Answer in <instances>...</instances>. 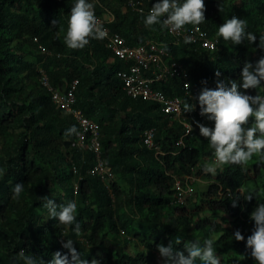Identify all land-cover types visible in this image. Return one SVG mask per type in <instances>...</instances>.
<instances>
[{
	"label": "trees",
	"instance_id": "trees-1",
	"mask_svg": "<svg viewBox=\"0 0 264 264\" xmlns=\"http://www.w3.org/2000/svg\"><path fill=\"white\" fill-rule=\"evenodd\" d=\"M142 1L145 7L158 2ZM75 2L0 0V168L5 169L0 177V264H13L21 249L37 258V264H47L56 251L67 253L62 247L67 239L89 261L157 264V246H167L178 236L176 250L185 251L184 243L195 239L213 238L220 264H256L246 240L255 226L250 214L264 203V163L226 165L215 176L205 174L202 168L213 150L196 125L202 119L199 104L186 113L193 127L185 134L182 122L171 121L157 102L127 94L118 76L127 62L111 53L105 39L91 40L83 50L68 49L64 35ZM89 2L96 15H113L110 27L129 44L163 42L171 57L187 68L191 87L186 93L179 77L155 86L193 104L203 87L215 88L217 79L240 81L243 64L255 65L264 55L258 48L259 35L264 34V0H204L206 20L200 26L218 40L213 50L185 44L184 38L175 42L159 25L154 31L145 27L146 14L127 0ZM232 15L247 20V30L257 35L255 44L232 45L217 37L218 27ZM39 68L61 89L78 80L74 106L100 124L102 156L113 171L109 186L102 174L88 172L95 162L93 151L77 145L76 135L65 138V131L77 128L78 122L52 101L40 82ZM247 94L264 96V82ZM150 127L155 128L159 151L143 142ZM194 173L209 178L206 188L190 187L177 201L175 179ZM16 183H23L24 191L13 199ZM248 191L257 195L251 201L243 196ZM191 195L197 198L194 203H189ZM45 196L57 205L77 203L81 236L48 218L41 199ZM235 196L240 198L233 207ZM237 230L244 241L235 240Z\"/></svg>",
	"mask_w": 264,
	"mask_h": 264
},
{
	"label": "clouds",
	"instance_id": "clouds-1",
	"mask_svg": "<svg viewBox=\"0 0 264 264\" xmlns=\"http://www.w3.org/2000/svg\"><path fill=\"white\" fill-rule=\"evenodd\" d=\"M205 11L204 0H158L144 16L143 24L153 31L155 30L154 26L159 25L161 30L179 34L186 29V26H198L204 23L206 20ZM53 24H56V21H53ZM247 29L248 22L246 19L232 15L218 27L216 35L226 42H231L232 45H240L244 41L255 44L257 35ZM106 38L107 31L95 14L94 4L89 0H76L71 7L67 30L64 35V43L67 48L83 50L90 44L91 40H104ZM184 42L189 44L193 41L190 36H186ZM164 47L166 48V46ZM258 48L264 51V34L259 35ZM215 75L219 78L221 73L217 71ZM262 82H264V55L256 61L255 65L251 62L243 64L240 81L228 80L225 83L224 80L217 79L215 88L206 86L202 88L197 97L199 114L214 122L213 127L205 126L199 121L196 122L200 135L208 140V145L213 150L214 159L203 165L202 171L204 173H211L215 176L217 170L223 171L226 165L246 168L249 161L254 157L258 163H264V96L247 94V90L260 88ZM202 84L206 85L207 81H202ZM183 87L186 89L191 87V81L190 85L185 84ZM195 109L196 104L185 100L182 107L184 117L186 113H191ZM161 111L163 110L161 109ZM167 116L171 120L180 121L168 114ZM190 123L185 125L182 123L185 127V134H187L186 129L189 134L192 132V123ZM64 135L67 139L71 135H79V130L72 126L65 131ZM156 151H159V146ZM4 174L5 169L0 168V177ZM179 179L186 183L184 177H179ZM75 188L77 190V184ZM174 189L176 193L175 186ZM23 191L24 184L16 183L12 188L13 199L20 197ZM187 191L189 190L186 187L184 194ZM241 191L243 192V190ZM253 195L256 193L248 191L243 196L244 199L251 201ZM239 198V196L232 198L233 207L237 206ZM41 199L43 206L48 211V218L57 219L60 224L71 227L77 237L82 235L81 224L77 220L78 205L75 201L70 200L57 205L53 199L47 196L41 197ZM250 219L254 221L255 226L252 234L247 237L246 246L251 249V256L256 264H264V203H259L251 212ZM234 238L236 241L245 240L239 230L234 233ZM74 243L72 239L62 242V247L68 250L67 253L62 254L60 251H56L47 264H100L96 258L91 259V261L81 258V253L74 247ZM180 243L181 237L178 236L174 242L170 241L167 246L163 244L157 246L164 264H197V261L200 264H220L213 238H205L202 242L195 239L184 243L187 255H185V251L174 248V244L179 245ZM18 261H22L23 264H37V258L32 254H26L23 249L13 257V264H17ZM40 264H45V262L40 260Z\"/></svg>",
	"mask_w": 264,
	"mask_h": 264
},
{
	"label": "built area",
	"instance_id": "built-area-1",
	"mask_svg": "<svg viewBox=\"0 0 264 264\" xmlns=\"http://www.w3.org/2000/svg\"><path fill=\"white\" fill-rule=\"evenodd\" d=\"M127 4L139 13L146 15L151 8V6L145 7L142 0H127ZM96 16L107 31L106 46L113 55L127 62L125 67L118 70V76L121 78L127 94L131 97H143L155 101L160 104L161 109L170 117L179 119L184 125L190 123L185 120L182 112L183 103L185 102L184 97L176 94L169 95L155 86L157 82H167L170 78L175 77L183 80V86L185 84L190 85L188 71L185 66L179 60L171 57L163 42L148 39L143 43L131 45L120 32L114 31L110 27L109 23L114 18L112 14L106 13L103 16ZM165 31L174 38L175 42L190 36L193 42L204 48L213 50L217 47L218 40L209 36L200 25L186 26V29L179 34ZM39 71L40 82L50 91L52 101L65 111L71 112L78 122L79 135H76L77 145H85L95 155V162L90 167L89 172L102 174L105 182L108 180V184H110L113 171L102 156L100 124L94 118L85 115L80 108L74 106L78 80H71L65 89H61L51 83L48 74L43 68H39ZM189 88H185L186 92H188ZM186 133H188L187 129ZM154 135L155 129L153 127L145 129L143 141L149 148L156 149L158 146ZM74 170H76L75 167ZM174 186L177 200L180 201L186 191V183L178 178L175 180Z\"/></svg>",
	"mask_w": 264,
	"mask_h": 264
},
{
	"label": "rangeland",
	"instance_id": "rangeland-1",
	"mask_svg": "<svg viewBox=\"0 0 264 264\" xmlns=\"http://www.w3.org/2000/svg\"><path fill=\"white\" fill-rule=\"evenodd\" d=\"M27 57L28 58H33L32 56H27ZM171 81H172V79L169 80V82H171ZM179 81H180V83L182 82L181 79H179ZM194 104H196V109H197L198 102H195L194 101ZM171 121H173V120H171ZM199 122L200 123H203L204 125H206L208 127H210L212 125V124H210L209 120L206 117H202V119H200ZM170 123H172V122H170ZM83 147L87 148L85 145ZM213 159H214L213 156H210L209 157V155H207L206 156V160H207L206 163L211 162ZM254 161H257L256 157H254L251 161H249L248 164H251ZM184 179H186V184H187L186 187H187V190H189L190 187L194 189L195 186L197 187V189L200 188V189L204 190L206 188V185L209 183V178L206 177L204 174H201V175H197L195 173H194V175L187 174V175L184 176ZM108 183H109V181L107 180L106 181V184L109 185ZM123 186L127 188V184L126 183L123 184ZM192 191H194V190H192ZM184 198L185 197H183V199ZM189 198H190L189 203H194V201L197 200V198L194 197V195L189 196ZM207 215L212 216L209 212L207 213ZM154 254H155V259H156L157 264H161L162 258L159 255L158 251L156 250L154 252Z\"/></svg>",
	"mask_w": 264,
	"mask_h": 264
}]
</instances>
